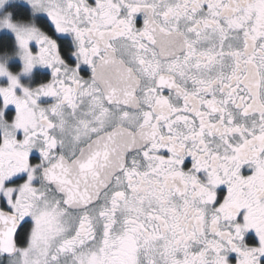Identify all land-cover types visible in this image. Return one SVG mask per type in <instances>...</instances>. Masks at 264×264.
Masks as SVG:
<instances>
[{
  "label": "snow or ice",
  "instance_id": "1",
  "mask_svg": "<svg viewBox=\"0 0 264 264\" xmlns=\"http://www.w3.org/2000/svg\"><path fill=\"white\" fill-rule=\"evenodd\" d=\"M0 264H264V0H0Z\"/></svg>",
  "mask_w": 264,
  "mask_h": 264
}]
</instances>
